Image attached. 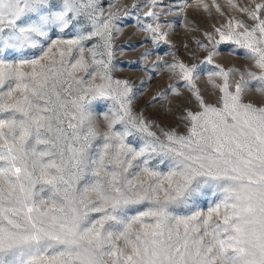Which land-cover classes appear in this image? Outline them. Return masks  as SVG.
Listing matches in <instances>:
<instances>
[{
	"label": "snow or ice",
	"instance_id": "snow-or-ice-1",
	"mask_svg": "<svg viewBox=\"0 0 264 264\" xmlns=\"http://www.w3.org/2000/svg\"><path fill=\"white\" fill-rule=\"evenodd\" d=\"M227 2L243 18L205 32L206 56L165 64L175 82L153 100L188 93L166 129L113 63L121 13L168 42L158 0L151 22L101 0H0V264H264V0ZM221 45L248 67L217 63Z\"/></svg>",
	"mask_w": 264,
	"mask_h": 264
},
{
	"label": "rangeland",
	"instance_id": "rangeland-1",
	"mask_svg": "<svg viewBox=\"0 0 264 264\" xmlns=\"http://www.w3.org/2000/svg\"><path fill=\"white\" fill-rule=\"evenodd\" d=\"M145 2L146 0H101L106 15L110 10L115 11V9L108 7L110 3H114L117 8L138 13L142 19L151 22L150 18L144 16V12L147 11L143 7ZM235 2L244 6L249 4L250 0H235ZM133 3H139L141 7L133 9ZM203 3L209 5V12H205L197 0H158L155 11L160 13L159 22L164 25L162 31L168 33L167 43L160 41L158 44H153L148 34L139 31L135 15L124 17L121 13V20L117 21V26L122 31L114 33L116 38L113 43L115 52L113 63L117 68L114 77L127 79L134 85V91L137 93L134 111L142 112L147 120L166 129L173 128L178 123L174 113H176L178 105L186 106L188 93L185 92L183 99L170 96L168 100L159 102L153 100V97L164 91L169 83L175 82L170 77L165 64L172 63L176 58L189 64L198 63L206 56L205 51L197 45V41L201 44H208L204 35L205 32H212L213 26L224 23L229 15L243 18L239 12L229 6L227 0H216V3L225 12L224 17L220 16L212 7L213 0H203ZM169 5H172L171 11ZM185 5L184 11L181 12L180 8ZM168 25H172V27L169 28ZM231 47L221 45L222 54L216 58V62L225 69L248 67L249 62L244 59L242 50H239L238 54L232 55L229 54ZM170 52H175V57L171 56ZM145 53H149L146 58ZM154 66L155 70H153ZM216 79L219 83V79ZM198 87L204 91L206 98L210 101L215 99L214 96L210 95L213 90L207 83L206 74L198 81ZM250 98L258 100L259 94L252 93ZM153 130L157 131L159 135L157 128L154 127ZM180 131L182 132L183 128H180ZM210 199V197H205L200 202V206L206 209Z\"/></svg>",
	"mask_w": 264,
	"mask_h": 264
}]
</instances>
